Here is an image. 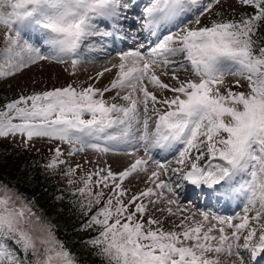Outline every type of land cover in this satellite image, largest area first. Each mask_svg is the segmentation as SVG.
<instances>
[{"label": "snow or ice", "instance_id": "snow-or-ice-1", "mask_svg": "<svg viewBox=\"0 0 264 264\" xmlns=\"http://www.w3.org/2000/svg\"><path fill=\"white\" fill-rule=\"evenodd\" d=\"M220 2L0 0V80L45 60L70 61L75 70L96 35L123 42L146 31L156 38L89 77L99 83L116 69L103 88L68 84L0 106V139L19 137L25 149L35 140L56 143L43 167L67 178L70 202L88 217L80 231L98 233L85 243L103 264H264V0H238L251 11L238 20L216 11L219 19L203 24L200 17ZM25 32L42 36L48 51ZM169 75L171 82L161 79ZM228 76L239 78L235 87L246 81L248 91H233ZM122 143H135L144 156L118 173L97 167L78 180L83 165H69L60 147L73 157L107 154ZM177 145V167L154 159L156 149ZM149 162L156 165L150 172ZM133 173L146 174L151 186L129 196L123 182ZM209 195L239 199L242 214L198 210ZM149 205H162L156 211L173 217L172 227L149 215ZM0 264H81L35 202L3 181Z\"/></svg>", "mask_w": 264, "mask_h": 264}, {"label": "rangeland", "instance_id": "rangeland-1", "mask_svg": "<svg viewBox=\"0 0 264 264\" xmlns=\"http://www.w3.org/2000/svg\"><path fill=\"white\" fill-rule=\"evenodd\" d=\"M207 2L208 0H204V3ZM216 11H221L225 19L238 20L242 13L250 12L251 9L241 6L238 3V0H221L219 5L214 6L211 15L205 13L204 16L200 17L201 22L203 24H207L212 19H219V17L215 15ZM192 19L194 20L195 17H192ZM4 31L6 30L0 28V42H2V36ZM27 38L33 44L40 46L42 51L44 52L48 51V49L42 48L43 47L42 36H41L42 38L41 43H39L37 39L32 38L30 36H27ZM103 42H105V44H108L107 41L104 40V38L97 37V35L91 37L90 42L82 46V49L80 50V54L84 58V61L78 64L75 70H73L70 61L66 64H60L45 60V61H40L39 63L24 69L22 72L18 73L14 77H9L5 80H0V98L2 97H3L2 99L5 98L6 103H8L18 98L21 94L27 95L33 91H41L56 87H63V86H67L68 84H74L77 86L83 85L84 87H87L88 84L96 83L94 80H90L89 77H95L97 72L103 71L105 67H111L113 64H115L114 61H112V58L114 57V55L111 54L112 50H108L106 45L102 44ZM138 44L139 42H136L135 46H138ZM128 50L131 49L126 50L125 48L124 51H128ZM116 53L118 54V52ZM100 62H105V64L102 66H98V68L96 69L94 66H96ZM88 63L89 64L93 63V67H91L92 69L91 71H87V69H85ZM73 71L75 73L74 75L72 74ZM115 71L116 69L113 70L111 73H105L104 76L100 78L99 83H96V86L103 88L109 85L111 79L114 77ZM184 75L185 74L183 73L181 75V78H183ZM161 79L164 80L165 82H171L170 75L162 76ZM237 79L239 78L235 76H228L225 78V84L228 87H231L233 91L247 92L248 88L246 81L243 80L241 81L243 85L242 87L234 86L235 81ZM112 95H114V92L105 94L106 97H110ZM117 102L122 103V101H117ZM134 146L137 145L135 143L132 144L122 143L118 145L114 151H110L107 154H98L89 150L86 153H80L77 154L76 156L68 157L66 155L68 146L60 145L62 150L65 152L64 158L68 161L69 165L73 167H75L77 163L83 165L82 169H79L76 172L74 178L77 180L81 175L97 167L110 166L112 171L116 173L124 170L125 168L130 166V164L134 162L136 158L144 156L143 149L139 148V150H137L136 148H134ZM0 147L3 148L12 147L21 157H27V156L35 157L41 160L45 165L51 159L53 155V149L56 147V143H50L47 140H35L30 143V146L27 149H25L21 143L20 138L17 137L15 140L0 139ZM177 154H179V152ZM177 157L178 155L175 158ZM88 160L92 161L93 163L85 164L84 162ZM171 161H173V159L163 164L169 165ZM65 167L66 165H61L60 169L63 170ZM155 168L156 165L149 162V172L151 170H154ZM44 172L48 173L45 168H44ZM49 175L56 182L57 186L60 187L61 193L64 196H68V195L71 196L67 185V178H62L61 171H57L55 174H49ZM160 178L167 179V177L164 176L163 174L161 175ZM147 179L148 177L144 173H140V174L133 173L132 176L126 179L123 183H124V187L130 190L129 196L133 194H137L140 191L151 186L149 183H146ZM78 186L79 185H74L73 187H78ZM160 207H162V205H155V206L149 205L150 211L148 214L153 215L157 218L165 219L164 227L166 229L171 228L172 227L171 221L174 218L168 217L167 213H161L159 211H156V209ZM191 210L196 211L197 208H193ZM93 211H95V209ZM205 211L212 214L220 215L219 213H215L214 211L213 212L210 210H205ZM227 214L229 213L226 212L224 214H221V216H231ZM241 214L240 212H237V215H241ZM145 219H147V217H145Z\"/></svg>", "mask_w": 264, "mask_h": 264}, {"label": "trees", "instance_id": "trees-1", "mask_svg": "<svg viewBox=\"0 0 264 264\" xmlns=\"http://www.w3.org/2000/svg\"><path fill=\"white\" fill-rule=\"evenodd\" d=\"M3 98V97H2ZM0 98V106L5 101ZM12 147H0V181L14 185L35 202V208L54 225L59 239L78 255L81 264H103L85 242L98 233L92 229L80 231L88 217L83 216L64 196L60 187L44 172L43 162L35 157H21ZM62 196L63 199H57Z\"/></svg>", "mask_w": 264, "mask_h": 264}, {"label": "bare ground", "instance_id": "bare-ground-1", "mask_svg": "<svg viewBox=\"0 0 264 264\" xmlns=\"http://www.w3.org/2000/svg\"><path fill=\"white\" fill-rule=\"evenodd\" d=\"M114 53H115V52H114ZM112 61H114L115 64H118V63H119V55H117V54L114 55V57L112 58ZM104 64H105V62H100L99 64H97V65L94 66V67L97 69L98 66H102V65H104ZM91 67H93V63H92V64H89V63H88V64L86 65L85 69H87V71H91V70H92ZM113 70H115V69H113ZM180 74L182 75L183 73L181 72ZM113 78H114V77H113ZM113 78H112V79H113ZM112 79H111V80H112ZM134 147H135V146H134ZM154 152H155V151H154ZM156 152H157V151H156ZM158 152H159V151H158ZM170 153H171V152H170ZM132 155H133V154H132ZM176 159H177V158L173 159V161H171V163H169V165H168L169 168H171V167H177ZM130 160H131V158H130ZM188 195H189V194H188ZM232 200H234V199H232ZM232 200H231V201H232ZM226 202H227V201H224L222 204L225 205ZM220 207L223 208V209H224V208H227V207H222V205H221ZM238 209L241 210V212H242V206H241V204L238 205ZM224 211H226V210H224Z\"/></svg>", "mask_w": 264, "mask_h": 264}]
</instances>
